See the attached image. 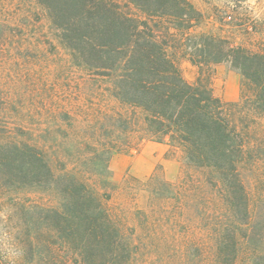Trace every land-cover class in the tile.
Returning a JSON list of instances; mask_svg holds the SVG:
<instances>
[{
  "label": "trees",
  "instance_id": "1",
  "mask_svg": "<svg viewBox=\"0 0 264 264\" xmlns=\"http://www.w3.org/2000/svg\"><path fill=\"white\" fill-rule=\"evenodd\" d=\"M31 1L46 14L72 66L93 78L97 95L124 111L100 112L83 125L78 110L55 103L56 133L65 124L62 140L78 145L65 153L74 167L67 169L57 156L62 152L14 137L0 143V183L55 194L58 206L45 211L44 221L80 264H238L240 258L264 264V217L255 220L242 175L264 159V136L250 131L264 116V40L247 47L197 33L203 14L189 0ZM226 2L235 10L221 25L252 32L247 0ZM255 3L261 7L264 0ZM7 28L0 23V38ZM181 60L208 76L187 83ZM221 64L241 77L234 105L210 87V68ZM133 135L179 151L183 171L175 183L156 175L133 180L150 204L136 212L138 227L128 229L78 169L105 186L112 155L130 148ZM52 161L63 166L54 170Z\"/></svg>",
  "mask_w": 264,
  "mask_h": 264
},
{
  "label": "rangeland",
  "instance_id": "2",
  "mask_svg": "<svg viewBox=\"0 0 264 264\" xmlns=\"http://www.w3.org/2000/svg\"><path fill=\"white\" fill-rule=\"evenodd\" d=\"M189 1L203 14L197 33L211 34L231 45L247 47L264 40V4L260 7L255 0H247L250 26H255L252 32H247L245 28L233 24L222 26L219 22L235 10L226 0ZM38 10L31 0H0V23L10 29L7 28L4 39L0 38V143L14 137L36 140L50 153L62 152L57 156L70 170L74 165L65 153H73L78 145L70 138L62 140L61 133L68 131L65 124H61L63 130L56 133L55 103L78 110L83 125L95 121L100 112L124 109L106 96L97 95L92 89L93 78L72 66L70 57L58 46L46 14L37 13ZM11 30L14 32L10 33ZM178 67L183 79L191 85L208 76L207 70L200 74L184 60L178 62ZM209 72L214 96L229 105L238 103L241 96L238 72L226 64L212 67ZM250 131L264 136V116L256 118ZM61 141L63 146L59 147ZM130 148L112 155L105 186L99 177L83 173L85 169L81 167L78 169L79 176L93 185L109 213L128 229L138 227L141 222L136 212L149 209L150 204L147 194L139 193L133 180L145 181L156 175L175 183L183 171L181 153L170 150L165 144L140 141L139 135H133ZM263 161H258L257 169L247 171L245 168L242 174L258 222L264 217ZM62 166L52 161L54 170ZM103 193L109 195L108 201L103 199ZM58 202L55 194L42 188L0 183L1 264H80L77 255L44 221L45 211L57 207ZM131 264L141 263L134 259ZM238 264L245 263L240 258Z\"/></svg>",
  "mask_w": 264,
  "mask_h": 264
}]
</instances>
